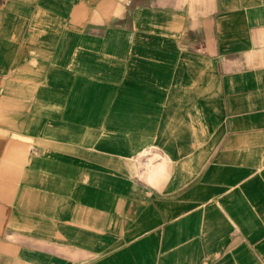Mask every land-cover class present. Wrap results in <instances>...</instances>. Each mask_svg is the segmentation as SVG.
<instances>
[{
	"label": "crops",
	"instance_id": "0c3cea01",
	"mask_svg": "<svg viewBox=\"0 0 264 264\" xmlns=\"http://www.w3.org/2000/svg\"><path fill=\"white\" fill-rule=\"evenodd\" d=\"M0 264H264V0H0Z\"/></svg>",
	"mask_w": 264,
	"mask_h": 264
}]
</instances>
